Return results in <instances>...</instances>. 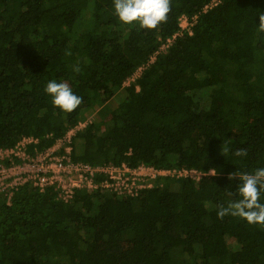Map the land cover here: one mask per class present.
<instances>
[{"label": "trees", "instance_id": "obj_1", "mask_svg": "<svg viewBox=\"0 0 264 264\" xmlns=\"http://www.w3.org/2000/svg\"><path fill=\"white\" fill-rule=\"evenodd\" d=\"M211 1L171 0L148 30L122 23L114 0H0V147L34 137L29 151H42L89 121L72 138L75 161L217 174L159 178L136 197L78 190L61 202L31 185L9 205L0 195V264H264V228L217 216L240 199L229 174L264 168V0L204 12ZM184 15H197L192 34L160 50ZM51 80L82 104L54 107Z\"/></svg>", "mask_w": 264, "mask_h": 264}, {"label": "built area", "instance_id": "obj_2", "mask_svg": "<svg viewBox=\"0 0 264 264\" xmlns=\"http://www.w3.org/2000/svg\"><path fill=\"white\" fill-rule=\"evenodd\" d=\"M221 1L212 0L203 11L207 12L216 7ZM196 22L197 15L182 16L179 22L180 31L172 39H168L160 50L169 47L185 31L191 35ZM154 60L155 56L150 63ZM145 68L146 66L139 68L124 85L128 86L134 82ZM88 123L89 121L79 123L53 146L42 151L37 149L33 152L29 151L31 145L38 144V140L34 137H23L13 147H0V195L6 198L8 205L14 195L27 185L41 192L53 189L57 200L69 202L78 190L91 192L103 189L117 195L136 197L140 191L151 189L159 178L171 177L201 182L213 176L211 171L204 173L195 168L158 169L145 164L132 167L126 163L118 166L112 163L93 165L75 161L72 158V138Z\"/></svg>", "mask_w": 264, "mask_h": 264}, {"label": "clouds", "instance_id": "obj_3", "mask_svg": "<svg viewBox=\"0 0 264 264\" xmlns=\"http://www.w3.org/2000/svg\"><path fill=\"white\" fill-rule=\"evenodd\" d=\"M114 9L115 15L122 23H137L141 29L154 30L166 22L171 11V0H114ZM257 15L259 16L258 32L264 33V11L257 10ZM66 55H71V52H66ZM73 71L79 73V66H74ZM44 91L52 97L53 106L64 112L74 111L83 102V98L74 94L66 82L48 81ZM232 142V139H224L221 155H228ZM247 154L246 149H237L234 153L237 157ZM211 175H217L214 169H211ZM237 178L240 183L236 191L240 199L229 201L227 206L219 205L218 218L223 219L230 215L245 219L249 224H259L264 228V203H260L261 192L264 191V168L256 169L254 173L236 171L228 176L230 181Z\"/></svg>", "mask_w": 264, "mask_h": 264}, {"label": "rangeland", "instance_id": "obj_4", "mask_svg": "<svg viewBox=\"0 0 264 264\" xmlns=\"http://www.w3.org/2000/svg\"><path fill=\"white\" fill-rule=\"evenodd\" d=\"M117 96H116L115 100H121L122 96L118 97V99H117Z\"/></svg>", "mask_w": 264, "mask_h": 264}]
</instances>
